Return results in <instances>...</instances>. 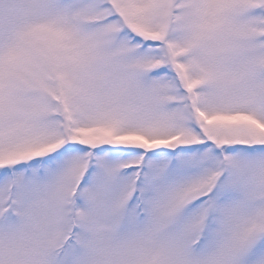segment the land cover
Instances as JSON below:
<instances>
[{
    "label": "snow or ice",
    "instance_id": "snow-or-ice-1",
    "mask_svg": "<svg viewBox=\"0 0 264 264\" xmlns=\"http://www.w3.org/2000/svg\"><path fill=\"white\" fill-rule=\"evenodd\" d=\"M0 264H264V0H0Z\"/></svg>",
    "mask_w": 264,
    "mask_h": 264
}]
</instances>
